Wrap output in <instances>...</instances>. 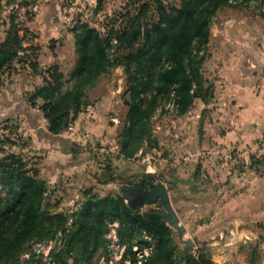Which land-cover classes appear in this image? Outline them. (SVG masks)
I'll use <instances>...</instances> for the list:
<instances>
[{"label": "trees", "instance_id": "16d2710c", "mask_svg": "<svg viewBox=\"0 0 264 264\" xmlns=\"http://www.w3.org/2000/svg\"><path fill=\"white\" fill-rule=\"evenodd\" d=\"M261 1L264 3L181 0L174 6L163 0H129L126 13L107 20L103 28L79 20L72 29L75 50L68 68L50 65L44 70L48 75L44 83L35 87L28 99L32 105L43 100L40 108L48 128L60 134L83 111L89 93L102 77L112 67L123 66L129 108L117 142L124 159H135L146 141L154 138L155 111L172 95L178 114L186 113L196 98L208 101L213 97L214 86L204 75V63L211 55L215 16L232 2L243 6ZM260 12L264 17V7ZM10 17V31L0 41V76L15 61L29 62L39 72L38 48L25 46L26 37L20 35L16 17ZM38 173L20 154L6 153L0 147V264H23L21 256L32 241L52 239L59 232L66 236L57 254L62 264H93L105 247V234L112 222L119 223L118 234L129 249L142 232L157 240L145 264H216L204 247L196 253L186 247L175 259L170 247L172 229L162 211L140 210L146 202L154 201L132 202L137 186L125 187L119 195L101 196L88 190L72 214L52 212L44 202L47 183ZM141 185L157 186L147 178Z\"/></svg>", "mask_w": 264, "mask_h": 264}, {"label": "rangeland", "instance_id": "374dc122", "mask_svg": "<svg viewBox=\"0 0 264 264\" xmlns=\"http://www.w3.org/2000/svg\"><path fill=\"white\" fill-rule=\"evenodd\" d=\"M76 1H78L76 5L77 19L80 20L79 17L82 16L98 28H103L102 26L107 20L110 21L112 18L126 13L130 8L128 5L129 0ZM163 1L165 4L174 6L180 5L181 3V0ZM17 2L19 6L10 11L1 8L0 41H4L10 31V15L16 17L15 22L21 28L20 35H25L27 39H31L34 36L31 31L25 29L22 23V19L24 18L20 15L24 14L29 18L34 15V8L30 5L31 0H27L25 3H23L24 0H17ZM232 4L222 9L215 16L211 26L213 33V39L210 44L211 55L204 63V75L213 84L214 90L217 83V74L214 72V67H216L217 63L215 58L217 37L214 33L216 32L218 35H221L219 28L218 30L215 29L225 24V22H230L233 17L240 18V15L236 13L238 9L248 12L249 15L246 14L245 17L251 16L253 19H256L258 15L262 17L260 7H264L262 1L259 3L252 2L250 5L243 6H236L234 2ZM92 14L96 18H93L91 16ZM76 23L77 21L69 29L72 32V36L51 42L52 47H57L59 51L58 56L63 63L61 65L58 62V64L63 69L68 68L70 58L75 50V38L72 29ZM56 42H59L61 45L58 47ZM53 48L51 49L53 50ZM30 52L33 53V49ZM21 55L25 58L24 55L26 54L22 53ZM24 64L15 61L10 68L1 74L0 100L5 98L4 94L14 84V80L11 79L12 71L17 69L16 65L21 67ZM46 75L44 73L42 84L44 83V77ZM125 91L126 74L124 68L123 66H114L89 93L88 104L85 108H88L91 104L95 106L98 101L100 104L104 103L102 105V111L107 127L109 128V126L115 125L113 132L109 128V133H113L115 141L105 140V134L102 133L100 136H95L96 140L93 143L87 140H77L71 146L72 158L70 161H73V163L75 161V164H78L77 162L80 161L79 163L84 162L86 165L76 174L75 172H68L64 177L61 175L60 178L56 177L54 179L52 178L53 175L48 173L44 174L45 167L42 164V156L38 152L41 148L34 142V139L32 140L31 132L25 130V124H22L18 116L0 117V147L6 153L20 154L28 164V167L36 169L39 172L38 174L45 179L47 183V194L44 195V202L46 203V207L52 212L72 214L85 199V190L92 191L96 195L101 196L107 194H124L125 187H138L139 182L143 178H147L149 181L151 180L154 185L165 186L170 195L168 206L178 216V221L173 224L166 217L167 223L172 229L170 247L174 248L173 254L175 256L173 257L176 259L180 251L186 247H189L192 253H196L199 248L204 247L207 256L212 258L213 242L222 223L224 224V222H219V201L228 191L225 192L217 189L218 183L216 184L215 182L216 178L214 177L213 179L210 174L204 175L206 173L202 167V161L199 158L198 152L188 151L184 145L186 143L184 141V135L186 133L184 125L187 122L192 123L193 120H196V124L198 125V113H200L203 107L200 106V104L202 105L200 100L203 102L206 101L201 98H196L186 113L178 114L174 99L175 96L172 95L170 99L158 107L153 115V119L155 120L153 140L151 142L146 141L137 154V158L124 159L119 154L117 140L119 130L124 123L129 108L126 103L128 94ZM30 93L28 91L27 98H29ZM39 101L43 102L41 99ZM39 101L36 105L39 104ZM36 105L32 106L34 107ZM31 113H33V110L28 112V117L26 115L27 120L31 119ZM41 114L44 117L43 112ZM45 120L47 119L45 118ZM148 157L149 160L147 159ZM148 165L151 166L149 167ZM241 165H244L242 161ZM149 174L151 177L147 176ZM80 191L82 192L81 194ZM78 193L80 194V198L75 199L74 197ZM127 201L129 202L130 199H127ZM168 206L163 205L161 199H158L152 203L146 202L141 206L140 210L145 212L149 209H158L163 214H168ZM225 226H228V223ZM118 228V222L109 223V230L105 234V247L96 255L93 264H103V261L105 264H109L111 260H114L115 264H128V262L133 264L136 260V255L133 250L135 244L139 247L141 245L149 250V255L142 264L149 261L156 249L157 240L147 232H142L134 239L131 244V249H129L127 244L123 243L120 239ZM65 237L64 233L59 232L52 240H63L64 242ZM43 240L46 239L35 240L29 244L28 249L21 256L23 264H62L57 254L63 246L57 249H51L48 253L47 249H42L38 246V243ZM150 248H152V251ZM180 264H184V262Z\"/></svg>", "mask_w": 264, "mask_h": 264}, {"label": "crops", "instance_id": "0c3cea01", "mask_svg": "<svg viewBox=\"0 0 264 264\" xmlns=\"http://www.w3.org/2000/svg\"><path fill=\"white\" fill-rule=\"evenodd\" d=\"M11 1L0 0V11L1 8L12 10L17 0ZM77 2L40 0L33 16L20 14L25 29L34 34L24 44L38 48L39 72L29 63L16 65L11 77L14 84L0 100V117L18 116L25 124V130L31 132L32 140L41 148L38 152L44 174L53 175V179L68 172L76 174L86 165L70 161L71 146L77 140L93 143L102 133L105 140L115 141L112 133L115 125L109 126L112 130L109 133L102 111L104 103L98 101L95 106L84 107L74 121L73 130L54 134L41 114L42 101L33 107L26 96L42 84L48 66L63 63L51 42L72 36L69 29L79 21ZM236 13L240 18L233 17L230 22L216 26L221 35L214 33L217 37L215 96L206 102L200 100L203 107L198 113V125L196 120L184 125V145L188 151L198 152L204 175L216 178L217 189L228 191L219 201V222L224 224L213 242L215 263L264 264V17H245L248 12L239 9ZM79 19L86 20L82 16ZM56 45L61 44L56 42ZM31 110V119L27 120ZM259 157L261 161L257 164L255 159Z\"/></svg>", "mask_w": 264, "mask_h": 264}, {"label": "built area", "instance_id": "2783aa9c", "mask_svg": "<svg viewBox=\"0 0 264 264\" xmlns=\"http://www.w3.org/2000/svg\"><path fill=\"white\" fill-rule=\"evenodd\" d=\"M39 1L40 0H31L30 5L34 8V10L36 9V5L38 4ZM18 6H19L18 2L16 4H12L11 9H14ZM67 129L73 130L74 129V122L70 123ZM147 159L149 160V157ZM148 166L150 167L151 165H148ZM74 198L79 199L80 194L79 193L76 194ZM63 243H64L63 240L58 241V240L46 239V240L40 241L38 243V246L41 247L42 249H47L48 253H49V251L51 249H57V248L63 246ZM139 248H141V249H139ZM133 250H134V253L136 255V260L134 261L133 264H142L143 261L146 259V257L149 255V250L147 248L142 247L141 245L139 247L138 245L135 244L133 246ZM150 250L152 251V248H150ZM102 263L105 264L104 261ZM109 264H115L114 260L113 261L111 260ZM128 264H131V263L128 262Z\"/></svg>", "mask_w": 264, "mask_h": 264}, {"label": "water", "instance_id": "95a60500", "mask_svg": "<svg viewBox=\"0 0 264 264\" xmlns=\"http://www.w3.org/2000/svg\"><path fill=\"white\" fill-rule=\"evenodd\" d=\"M142 200L137 201L139 204L143 203L146 200L149 201H157L158 199H161L162 204L168 206L169 202H170V195H169V191L165 186H155L150 190H144L143 194H142ZM132 202H136V199L134 198V200ZM169 209V213L168 214H164L165 217H168V221L170 223H176L178 221V216L176 215V213L174 212V210H172V208H170L168 206Z\"/></svg>", "mask_w": 264, "mask_h": 264}, {"label": "flooded vegetation", "instance_id": "af4514ba", "mask_svg": "<svg viewBox=\"0 0 264 264\" xmlns=\"http://www.w3.org/2000/svg\"><path fill=\"white\" fill-rule=\"evenodd\" d=\"M153 188V187H152ZM152 188H146V187H144L143 185H141V186H139V187H137L135 190H134V195H135V199H136V201H139V200H142V194H143V192H144V190H150V189H152Z\"/></svg>", "mask_w": 264, "mask_h": 264}]
</instances>
